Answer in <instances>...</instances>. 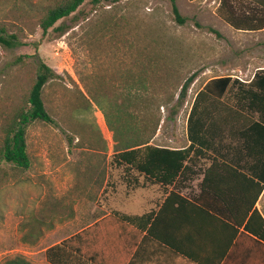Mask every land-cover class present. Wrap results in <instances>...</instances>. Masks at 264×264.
<instances>
[{
  "label": "rangeland",
  "instance_id": "374dc122",
  "mask_svg": "<svg viewBox=\"0 0 264 264\" xmlns=\"http://www.w3.org/2000/svg\"><path fill=\"white\" fill-rule=\"evenodd\" d=\"M218 2L175 0L182 24L175 21L169 0H109L98 7L85 2L43 35L36 23L48 3L0 0V27L23 44L0 45V150L2 126L25 102L37 60L58 76L42 94L54 123L35 122L26 129L30 168L16 169L0 158V264L16 256L44 264L47 248L108 208L137 214L151 204V194V200L160 196L156 188L132 190L136 173L126 179L123 169L113 166L112 134L88 98L104 91L120 103L127 84L142 80L144 73L143 85L153 95L193 78L181 103L176 104L179 89L172 103L151 106L160 123L150 144L184 147L187 117L203 85L221 76L246 80L264 67V34L225 29ZM60 26L69 31L60 35ZM139 88L131 91L139 94ZM139 105L137 125L144 112ZM41 212L42 235L35 244L24 243L22 225Z\"/></svg>",
  "mask_w": 264,
  "mask_h": 264
},
{
  "label": "trees",
  "instance_id": "16d2710c",
  "mask_svg": "<svg viewBox=\"0 0 264 264\" xmlns=\"http://www.w3.org/2000/svg\"><path fill=\"white\" fill-rule=\"evenodd\" d=\"M42 1L48 3V8L36 24L45 35L57 22L69 17L83 3L88 2L93 7H98L109 0ZM169 1L175 21L182 24L183 19L179 16L175 0ZM224 20L237 29L238 25L232 20ZM57 30L60 35L69 31L63 26ZM0 45L15 48L23 44L15 34L9 35L6 29L0 27ZM35 68L34 79L25 102L18 105L2 126L0 158L19 170L30 168L25 140L27 127L35 122L54 123L45 108L42 94L46 84L58 76L41 60H37ZM145 76L144 73L142 80ZM142 80L135 82L132 79L127 84V92L120 103L112 100L111 95L104 91L90 94L88 98L102 111L114 142L111 163L116 168L123 169L124 175H127L126 179L134 172L136 177L143 178L144 183H153L161 188L170 187L181 178L183 171L189 170L184 166L186 162L193 163L196 158L207 157L212 161L211 166L218 165L215 159L209 157L223 151L229 153V146L222 142H238L233 148L234 154L262 159V162L258 161L256 165L260 166L261 171L264 170V69L257 70L248 84L232 80L228 76L208 80L195 94L187 117L186 135L189 145L180 149L150 144L160 123L158 111H153L151 106L155 104L159 109L162 105L172 103L179 89L176 104L181 103L193 78L182 85L179 82L166 85L163 93L157 95L149 93ZM137 85L141 87L139 94L131 91L132 86ZM138 105L144 111L139 118H142L140 125H137L135 116ZM136 177L132 178L131 189L140 185L139 178ZM206 180L205 174L203 181ZM250 182L255 190V203L263 190L264 177ZM107 186L108 183L105 184L104 190ZM184 202L186 201L176 193L170 192L157 213L151 211L141 216H127L112 212L47 248L44 252V264H134L140 251L151 249L181 255V238L174 235L175 227L179 224L174 220L175 212L172 209L169 211V208L176 206V214H180V206ZM44 219L42 212L38 216H29L21 228L24 243L37 242L43 233ZM256 219L261 224L259 228L252 227ZM245 227L264 243V222L256 211L252 213L250 222ZM2 264L31 263L21 256H16Z\"/></svg>",
  "mask_w": 264,
  "mask_h": 264
},
{
  "label": "crops",
  "instance_id": "0c3cea01",
  "mask_svg": "<svg viewBox=\"0 0 264 264\" xmlns=\"http://www.w3.org/2000/svg\"><path fill=\"white\" fill-rule=\"evenodd\" d=\"M217 15L228 31L264 34V0H219ZM224 18L236 23L237 29ZM260 24L263 25L257 29ZM262 69L264 67L256 68L246 80L240 76L228 77L248 84L254 73ZM237 143L222 142L229 146V153L223 151L209 157L215 159L218 165L211 166L212 161L207 157L184 163L189 170L183 171L181 178L170 187L144 183L140 177L139 187L132 190L156 188L160 192L157 199L151 200V192L148 200L151 204L137 214L108 208L109 211L84 228L112 212L127 216H141L151 211L157 213L169 193L174 192L187 202L181 204L180 214H176V206L169 208V211L172 209L175 212L174 220L179 224L174 235L181 238L182 254L152 249L140 251L134 264H264V243L245 227L254 211L264 222V186L254 203L255 190L250 182L264 177V170L256 165L262 159L234 154L233 148ZM188 145L189 142L184 147ZM210 168L212 170L209 171ZM205 174L207 180L203 181ZM260 225L256 219L252 227L259 228Z\"/></svg>",
  "mask_w": 264,
  "mask_h": 264
}]
</instances>
